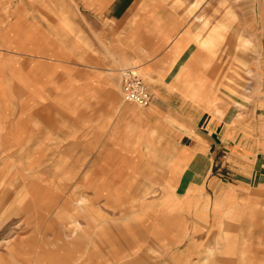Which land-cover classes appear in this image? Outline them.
<instances>
[{
    "label": "crops",
    "instance_id": "obj_1",
    "mask_svg": "<svg viewBox=\"0 0 264 264\" xmlns=\"http://www.w3.org/2000/svg\"><path fill=\"white\" fill-rule=\"evenodd\" d=\"M134 3L108 15L128 19L123 30L87 14L92 28L66 23L52 42L45 10L32 17L30 0H0V187L22 186L41 212L70 211V229L85 231L55 238L69 264H223L224 232L235 246L239 214L254 216L256 184L264 191V153L185 35L194 18L159 1L128 11ZM125 68L144 78L149 106L123 100ZM42 248L28 264L54 259Z\"/></svg>",
    "mask_w": 264,
    "mask_h": 264
},
{
    "label": "rangeland",
    "instance_id": "obj_2",
    "mask_svg": "<svg viewBox=\"0 0 264 264\" xmlns=\"http://www.w3.org/2000/svg\"><path fill=\"white\" fill-rule=\"evenodd\" d=\"M86 1L96 2L92 5L94 8L88 10ZM120 1L123 0H107V3L104 0H30L31 16L35 17L38 9L41 13L45 10L47 38L53 42L55 29H66L65 26H70L66 23L78 21L82 32L92 28V20H88L87 14L99 17L100 21L94 22L95 27L115 26L125 29L128 19L113 20L111 23L108 18V15H118L119 7H122V11L125 10L128 4L120 5ZM156 1H159V11H170L174 7L185 12L183 17L186 20L191 21L194 18L195 31L190 32L188 29L185 35L190 42L194 39L195 45L202 51L199 53L200 60L206 62L208 75L217 82L221 78L223 87L228 82L230 91L226 92L227 100L224 103L226 101L238 113L242 123L253 124V132L248 136L255 140L258 150L264 153V0H135L128 11L132 12L133 7L139 11L141 6L140 11L146 10ZM105 3L107 7L104 12L95 8ZM72 17L73 21L70 19ZM197 17H203L204 20L200 22ZM121 32L120 30L117 36H112V42L121 37ZM80 37L85 39L87 36ZM198 49L190 50V57L194 53L198 54ZM219 63L222 67L218 66ZM185 69L188 71L189 68L180 71ZM208 75L206 74V80L199 77L197 89L210 81ZM251 112L252 117L247 116ZM220 176L224 181H231L233 178L227 171H222ZM18 182L15 179L14 185H18ZM19 187H0V264H28L33 256L32 247L38 249V246L43 247L41 254L44 257L54 259L42 262L43 258H37L38 260L30 264H56L55 260L69 264V254L66 253L65 246L55 238L60 235L65 238L72 237L79 231L84 232V228L70 229V211L67 209L60 213L54 208L49 213L41 212L45 204L37 202L22 186ZM260 188L256 184L254 216L243 212L239 214L241 220L236 222L239 227L233 229L237 234L235 246L228 241L231 240L229 233L224 232L221 252L223 264H264V191ZM8 191L15 193L7 195ZM61 199L64 202L70 201L71 196H62ZM79 202L83 203V199ZM54 204V199H51L52 207ZM232 209L226 215L238 214V206ZM247 220L254 222L247 227ZM58 223L67 225V229H60ZM226 229L229 230L227 227Z\"/></svg>",
    "mask_w": 264,
    "mask_h": 264
},
{
    "label": "built area",
    "instance_id": "obj_3",
    "mask_svg": "<svg viewBox=\"0 0 264 264\" xmlns=\"http://www.w3.org/2000/svg\"><path fill=\"white\" fill-rule=\"evenodd\" d=\"M121 92L125 101L140 107L149 106L154 98L144 78L132 68L121 71Z\"/></svg>",
    "mask_w": 264,
    "mask_h": 264
}]
</instances>
